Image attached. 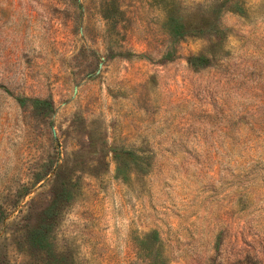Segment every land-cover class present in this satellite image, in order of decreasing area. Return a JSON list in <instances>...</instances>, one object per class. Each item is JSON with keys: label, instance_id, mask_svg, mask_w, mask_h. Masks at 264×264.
Instances as JSON below:
<instances>
[{"label": "rangeland", "instance_id": "obj_1", "mask_svg": "<svg viewBox=\"0 0 264 264\" xmlns=\"http://www.w3.org/2000/svg\"><path fill=\"white\" fill-rule=\"evenodd\" d=\"M0 264H264V0H0Z\"/></svg>", "mask_w": 264, "mask_h": 264}, {"label": "trees", "instance_id": "obj_2", "mask_svg": "<svg viewBox=\"0 0 264 264\" xmlns=\"http://www.w3.org/2000/svg\"><path fill=\"white\" fill-rule=\"evenodd\" d=\"M166 24L168 26L169 32L174 36V37H181L184 34H186L189 31H192L191 28L187 27V24L183 22L180 18V16H175L173 13L168 12L167 18H166ZM208 27L213 26L212 22L207 25ZM18 101L20 103L25 101V98H18ZM32 104L35 106H41V107H47V108H52L51 102L45 99H39L35 98L31 100ZM56 205V201L53 200L52 204L47 208V211L51 210L54 208ZM44 233L45 230L42 228V226L34 227L30 230V235L32 239V243L35 246H42V240L44 238Z\"/></svg>", "mask_w": 264, "mask_h": 264}]
</instances>
